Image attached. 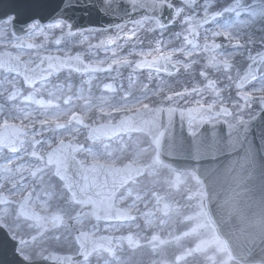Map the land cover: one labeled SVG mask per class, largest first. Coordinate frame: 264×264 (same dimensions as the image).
Returning <instances> with one entry per match:
<instances>
[{"label": "snow or ice", "instance_id": "6c2138e0", "mask_svg": "<svg viewBox=\"0 0 264 264\" xmlns=\"http://www.w3.org/2000/svg\"><path fill=\"white\" fill-rule=\"evenodd\" d=\"M143 246L264 264V0H0V264Z\"/></svg>", "mask_w": 264, "mask_h": 264}, {"label": "water", "instance_id": "95a60500", "mask_svg": "<svg viewBox=\"0 0 264 264\" xmlns=\"http://www.w3.org/2000/svg\"><path fill=\"white\" fill-rule=\"evenodd\" d=\"M93 14H95V13H93ZM93 14H92V16H93ZM76 15L78 17H82L83 13L77 12ZM112 19H114V18L102 15L99 20H94L92 22H89L88 21L89 17L86 16V17H83L81 23H82V25H87V24L104 25V24H108L109 22H111ZM175 132L177 134H179L181 132L178 121H177V124L175 127ZM229 159H230L229 157L225 156V157H221L219 160H211V161L206 162L205 168L207 169V171L201 172L202 177L210 182L216 176V169H218L219 167H222L223 164L227 163V161ZM243 223L244 222H241L242 225H243Z\"/></svg>", "mask_w": 264, "mask_h": 264}, {"label": "flooded vegetation", "instance_id": "af4514ba", "mask_svg": "<svg viewBox=\"0 0 264 264\" xmlns=\"http://www.w3.org/2000/svg\"><path fill=\"white\" fill-rule=\"evenodd\" d=\"M142 223V221H140ZM135 231V229H133ZM127 234V229L123 230ZM124 256L128 264H140L143 262H148L152 264L153 260L159 259L158 256L154 255L150 248L143 246L140 248L125 249Z\"/></svg>", "mask_w": 264, "mask_h": 264}, {"label": "rangeland", "instance_id": "374dc122", "mask_svg": "<svg viewBox=\"0 0 264 264\" xmlns=\"http://www.w3.org/2000/svg\"><path fill=\"white\" fill-rule=\"evenodd\" d=\"M9 30H10V26H9ZM104 37L103 36H101V35H94V36H92V37H90V41H91V43H93V44H95V43H97L98 42V40L99 39H103ZM87 47V45L85 44V45H83V46H81V47H79V48H77L76 50H82L83 48H86ZM103 55H104V53L103 52H101L100 53V56L101 57H103ZM241 58L239 57V56H237V61H239ZM124 71H126V70H124ZM101 75V79H103V76H102V74H100ZM104 82H111L110 80H105ZM126 83V82H125ZM97 95H99V92H97ZM105 95H111V93H105ZM93 115H95V113H93ZM46 135H48L47 133H46ZM84 134H83V132H82V134H81V136L79 137V139H82V136H83ZM127 139V138H126ZM87 145H90L89 143H87ZM145 183H147V181H145ZM192 184H194V182H190V185L189 186H192Z\"/></svg>", "mask_w": 264, "mask_h": 264}]
</instances>
